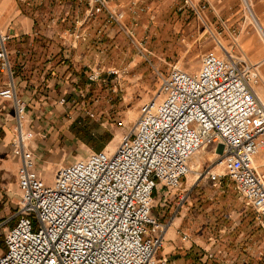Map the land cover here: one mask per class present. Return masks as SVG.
Instances as JSON below:
<instances>
[{
    "label": "built area",
    "instance_id": "1",
    "mask_svg": "<svg viewBox=\"0 0 264 264\" xmlns=\"http://www.w3.org/2000/svg\"><path fill=\"white\" fill-rule=\"evenodd\" d=\"M112 1L72 0L85 8L77 22L81 25L103 16L106 26H117L135 44L123 20L128 13L142 11L139 7L145 0H124L114 6ZM182 2V8L198 15L207 8L214 11L207 0L198 5L192 0ZM77 22L69 31L73 43L88 37ZM9 39L0 28V69L9 75L0 98L10 102L14 111L9 146L19 163V196L13 216L0 222V228L14 222L3 233L0 264H165L157 253L167 225L153 216L154 192L158 186L180 189L181 180L192 173L190 159L207 147L213 153L210 167L203 172L196 169V179L207 177L214 187L229 180L251 208L257 225L264 228V174L255 165V158L264 153V99L256 90L261 81L258 64L235 57L218 41L222 54H203L196 71L174 67L160 75L154 96L140 107L133 127L121 136L113 152H91L59 166L47 184L36 166L35 135L26 128V106L10 80ZM87 69L89 81L105 84L99 68ZM106 75L117 83L121 74L111 69ZM84 92L78 89L77 97ZM81 108L85 116L93 117ZM2 192L0 187V201ZM187 200L188 192L181 190L177 207Z\"/></svg>",
    "mask_w": 264,
    "mask_h": 264
},
{
    "label": "rangeland",
    "instance_id": "2",
    "mask_svg": "<svg viewBox=\"0 0 264 264\" xmlns=\"http://www.w3.org/2000/svg\"><path fill=\"white\" fill-rule=\"evenodd\" d=\"M192 1L198 5L203 0ZM207 1L214 8V11L207 8L198 15L187 7L182 8V0H145L144 4L139 7L143 8L142 11H139L137 15L128 13L123 20L124 24L132 30L135 44L117 26H111L117 32L114 33L116 35L113 37L114 44L111 45L110 42L109 49L111 51L117 45L114 50H120V56L116 60L108 51H105L106 56H111V63L115 62V65H123L124 67L131 56H137L139 60L133 66L130 74L121 78L117 83L112 81L111 77L104 79L105 84L89 80V82H85V80L82 82L83 85L79 89L85 92L83 97H77L76 101L79 106L81 104L90 111L93 117L82 114L80 106L77 119L67 128L58 131L57 143L54 150H51L52 154L48 153L43 158H38L36 166L45 174L47 184L51 183L54 172L59 166L84 159L91 152H113L121 136L133 127L139 115L140 107L154 96L161 82L160 75L165 76L174 67L186 72L196 71L203 54L208 52L219 56L222 54L218 41L225 50L240 58L241 54L237 47L233 45V48H230V45L223 41V36L232 37L241 46L236 37L237 25L240 21L255 28L257 41L264 45V39L248 13L244 0H228L225 5V2H220V0ZM262 1L261 3H263ZM247 2H249L248 4L255 13L258 24L264 31V18L261 15L264 12V4L256 5L260 3V0H247ZM180 8L182 9L179 10ZM99 36L101 35L99 34ZM103 42L107 44V42ZM137 43L141 44L144 51L140 50ZM241 49L244 51L243 47ZM244 57L251 63H256L246 54ZM113 84H117L114 89ZM85 102L90 104L87 105ZM204 151V154H198L190 159L189 165H192V173L181 180L182 187L180 189L166 190L160 186L158 193L156 191L153 198V216L157 217L153 211L157 210L160 206L159 203H161L157 202V195L163 194L172 206L175 201L177 203V195L183 190L185 184L189 185L195 180L202 179H196L195 170L203 172L209 169L213 158L211 155L213 154L212 147H207ZM216 170L219 172V168ZM206 193L210 199L206 203H202L207 204L205 208L209 209V214L217 223H222L221 220H223L222 226L219 228L222 230V241L219 243L225 246L222 250H218L219 252L212 253L213 258L210 259H214L216 255L217 264L221 261H231L234 264H264V228L257 225L251 208L243 202L233 184L227 179L221 182L220 188L214 187L208 179H205L200 184V189H197L193 199L190 200V205L187 206V203H184L178 207L179 209L184 205L189 207L184 209L183 216L182 214L178 216L180 226L183 228L184 226L195 225L197 231H194V237L198 234L197 226L201 220H204L202 215H204L205 209L204 207L201 209L202 206L199 203L204 200ZM18 196L19 192L10 195L12 202L6 203L7 213L0 222L13 216L17 207ZM0 206L2 209L3 204L0 203ZM158 220L165 224L162 222L163 220L161 221L159 218ZM234 222L237 223V226L232 229L235 235L230 231ZM13 224L12 220L0 228L1 242L3 233ZM220 232L218 231V234ZM232 238L239 241L235 247L231 246L230 240ZM248 238L254 239L249 246H247V243L250 242ZM248 249H251L252 252L259 251V257L252 258L246 252ZM1 251L2 249L0 253ZM157 258L158 260H165L159 256V251Z\"/></svg>",
    "mask_w": 264,
    "mask_h": 264
},
{
    "label": "crops",
    "instance_id": "3",
    "mask_svg": "<svg viewBox=\"0 0 264 264\" xmlns=\"http://www.w3.org/2000/svg\"><path fill=\"white\" fill-rule=\"evenodd\" d=\"M221 1L225 2L224 5L228 3V0ZM261 1L256 5H263L264 0L263 3ZM123 2L124 0H113L111 3L114 6ZM84 9L72 0H23L22 2L0 0V28L10 36L7 43L8 61L12 73L10 80L16 96L26 106L28 122L26 128L35 135L33 150L36 161L54 150L58 131L67 128L79 116L81 104L79 106L76 101L77 90L81 88L84 80L89 82L87 79L88 66L92 70L99 68L100 72L102 71L101 76L106 79V72L114 69L121 74L119 75L120 80L130 74L139 60V57L131 56L124 67L115 65V62L111 63V56L115 57L114 60L120 56V50H114L117 48L116 44L111 51L109 49L110 42L111 45L114 44L113 37L116 36L114 33L117 30L106 26L103 16L80 25L77 21L82 20ZM261 15L264 18V12ZM75 22L78 23L80 29L88 33L89 37L86 41L74 43L70 41L69 31ZM237 29L236 37L241 46L236 40L234 43L232 37L223 36V41L230 45V48L235 45L241 56L246 54L253 62L259 63L261 81L256 90L258 95L264 99V45L257 41L255 28L248 26L246 22L241 23L240 21ZM99 30L102 31L101 36L97 35ZM105 51H108L111 56H106ZM8 81V72L0 69V89L4 88ZM61 99L66 101L64 105L59 103ZM13 116L11 103L0 98V187L3 191L1 195L3 202H0L3 204L2 209L0 206V220L7 213L6 203L12 202L10 195L19 192L17 187L19 163L11 155L9 146L14 136ZM255 165L258 172L264 174V153L255 158ZM205 179L208 178L203 177L189 185L185 184L183 190L188 192L187 206L190 205V200L193 199ZM159 188L160 186L156 190L157 193ZM207 195L206 193L204 200L199 203L202 206L201 209L207 205L202 202L206 203L210 199ZM157 202H161L160 206L153 212L167 225L162 248L159 250V256L166 260V264H217V256L209 259L208 254L225 248L219 243L222 241V230L219 228L223 220H221L222 223H217L209 214V209L205 208L204 215H202L204 220H201L197 226L198 234L194 237V231H197L196 226L189 225L182 228L178 217L181 214L183 216L184 209L189 207L184 205L179 209L176 201L170 206L171 203L163 194L157 195ZM235 226L237 223L234 222L230 227L233 234L232 229ZM218 231H221L220 234ZM248 240L250 242L247 246L254 241L251 238ZM230 241L232 247L239 242L233 238ZM246 252L252 258L260 255L259 251L252 252L251 249Z\"/></svg>",
    "mask_w": 264,
    "mask_h": 264
},
{
    "label": "bare ground",
    "instance_id": "4",
    "mask_svg": "<svg viewBox=\"0 0 264 264\" xmlns=\"http://www.w3.org/2000/svg\"><path fill=\"white\" fill-rule=\"evenodd\" d=\"M244 4L246 5V9H247V11H248V13L250 14V16H251V18L253 19V21L256 23V26H257V29H258V31H259V33L261 34V36L263 37V39H264V31H263V29L260 27V25L258 24V21L256 20V17H255V13H253V11H252V9H251V7H250V5L248 4L249 2H247V0H244ZM205 153V151L204 150H201V151H199L196 155H202V154H204ZM196 155H194V156H196ZM211 155H213V154H211ZM209 159H211L210 158V156H209ZM190 168H191V170L193 169L192 168V165H190Z\"/></svg>",
    "mask_w": 264,
    "mask_h": 264
},
{
    "label": "trees",
    "instance_id": "5",
    "mask_svg": "<svg viewBox=\"0 0 264 264\" xmlns=\"http://www.w3.org/2000/svg\"><path fill=\"white\" fill-rule=\"evenodd\" d=\"M4 250V245H3V240H2V242L0 241V250Z\"/></svg>",
    "mask_w": 264,
    "mask_h": 264
}]
</instances>
